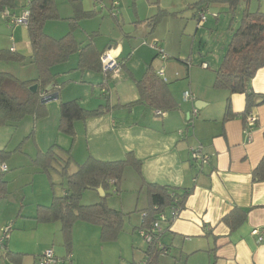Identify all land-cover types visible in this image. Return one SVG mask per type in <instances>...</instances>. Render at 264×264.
<instances>
[{
    "label": "crops",
    "instance_id": "1",
    "mask_svg": "<svg viewBox=\"0 0 264 264\" xmlns=\"http://www.w3.org/2000/svg\"><path fill=\"white\" fill-rule=\"evenodd\" d=\"M80 1L85 11L95 12L97 15L96 11L87 7L86 1ZM91 2V5H94L98 1L91 0ZM154 6L159 9L161 3L159 6L157 4ZM154 6L150 7L151 11ZM111 7L113 8L110 9L112 18L109 20L110 25L113 24L123 31L118 41L111 40L107 44L104 43L106 45L104 47L100 43L99 30L90 32L86 28L84 31L88 38L87 43L91 40L88 35L98 33L93 40L97 49L100 52L112 51L118 61L124 63L121 76L116 78L112 74L108 77L100 72L80 71L79 56L71 57L76 65L70 71L75 72L76 76L80 74L77 83L88 81L94 88L98 87L106 101L105 104L97 102L92 108L84 103L81 105L88 111L99 109L102 111L99 116L87 122V127L83 129L85 137L90 140L91 137L105 135L109 146V148L105 146L106 148L100 153H90L89 156L100 161L113 162L123 160L127 154L133 153L142 162L141 175L138 176L142 186L143 182H147L181 190H193L185 209L169 226L163 240L169 248L168 255L174 256L171 264H264V241L259 243L258 236L253 235L255 230L264 234V182L253 183L252 176L264 157V105L253 109L252 116L257 121L247 133V123L241 116L246 107L245 95L230 96L226 91L215 90V75L210 73V64L205 60L201 61V69L195 70L187 64L186 68H183L169 62L172 56H167L165 50L163 51L166 59L162 58L153 48V44L157 43L161 48L163 45H160V41L155 36L152 40L150 37L157 26H153V18L140 20L141 8L136 7V3L132 4V10L137 19H131L127 23L124 18L126 13L124 14L123 10L115 12L117 4ZM25 10L19 14L14 10L11 14L21 17ZM60 17L61 22L70 21V18ZM96 18L98 19V17L92 19L96 20ZM87 20L89 19L81 20L78 29L81 23ZM102 21L105 22V17H102ZM57 22L47 23L45 30L49 35L60 39L70 30L66 25ZM58 24L64 26L63 32L60 31ZM205 25L200 27L197 24V29H203ZM127 26L128 30L124 33V28ZM15 29L18 30L16 35L18 34L20 39H11V45H8L9 51L15 54L23 52L24 54L20 55L29 61L32 57V48L28 29L23 26ZM223 49L225 50V47ZM201 56L204 58L203 54ZM149 65L169 85L179 105L176 110L165 113L162 117H158L155 110L145 105L127 107L139 99L137 81L143 78ZM62 66L60 64L53 68V73L59 78L70 73V71L65 72L66 69H59L58 71L63 72L56 73L57 68H64ZM24 77L23 81L37 79L32 69L26 71ZM182 80L186 81L181 82ZM251 85L255 93L264 95V68L257 72ZM178 86H181V92H178ZM62 90L57 99L59 105L62 103ZM185 93L192 94V100L186 101ZM228 98L236 116L224 120ZM197 103L200 109L196 108ZM195 110L198 111L197 118L194 117ZM60 118L59 116L58 122ZM199 147H202L203 152L209 157L206 165L193 161L191 152ZM4 165L2 164L0 168L2 174L10 170L7 168V171L3 172ZM34 177L43 178L45 181L40 185V197L37 196L36 200L31 202L30 214L19 210L15 217L4 215L5 209L9 208L8 204H10L9 192L5 198H0V238L5 234L9 223L13 228L5 249L0 248V264H14L6 255L9 252L23 255L19 264H37L40 256L48 250H53L60 261L58 264H92L95 254L89 252L91 249L83 243V238L89 237L93 238V242H99V227L82 222L75 224L72 259L67 261L68 253L63 247L61 224H39L35 220L38 206H49L55 192L51 185L49 187L48 178L42 171L39 170ZM148 206L147 196L145 206L140 211L139 227L143 220L142 211ZM24 207L26 205L22 202L21 208ZM234 208L248 211L247 221L236 230H232L224 221ZM141 233L139 230L140 237L148 245ZM77 237L81 238L79 242ZM146 249L147 246L144 248V261ZM100 250L102 251L97 257V264H107L111 249L100 247ZM102 253H104L103 257ZM168 255L161 258L160 264H166L164 257Z\"/></svg>",
    "mask_w": 264,
    "mask_h": 264
},
{
    "label": "trees",
    "instance_id": "2",
    "mask_svg": "<svg viewBox=\"0 0 264 264\" xmlns=\"http://www.w3.org/2000/svg\"><path fill=\"white\" fill-rule=\"evenodd\" d=\"M241 1L201 0L188 8L197 9L195 18L198 22L197 11L209 9V6L204 7L201 5H228L229 13L233 15L228 29L230 40L225 46L222 62L215 71L214 89L226 91L230 96L235 94L245 95L246 107L241 116L247 123V118L252 116L253 109L264 105V95L255 93L251 85L257 72L264 68V9L258 8L255 12H251V0H246L240 25L237 29H234V17ZM72 6L74 17L70 21L76 25L81 20L92 19L96 16L95 12L85 11L80 0H73ZM16 8V0H0V14H3L8 22L10 18H18L11 14ZM26 10L30 12L26 26L32 48V57L27 61V58L20 54L2 50L0 51V61L21 64L29 62L36 67L38 77L36 80L19 81L9 73L0 72V127L17 124L27 116H32L36 120L45 116L47 110L42 104V99L55 92L60 93L62 88L58 84L59 76L53 73V68L66 63L74 55L79 56L78 70L100 72L108 77H110V74L113 75V73L103 70L101 58L106 51L100 52L93 42L98 33L88 35L91 40L87 44H82L77 41L73 33L56 39L44 32L48 22L62 20L55 0H31ZM157 19V17L152 19L153 26L156 25ZM158 54L161 56L159 52ZM119 63L123 71L124 63ZM187 66L189 67V65ZM137 87L140 93L139 99L127 105V107L145 105L155 110L156 113L161 112L158 117H162L165 113L176 110L179 106L169 85L151 65L147 67L143 78L137 81ZM60 110L61 118L58 129L61 133L70 136H75L76 122L97 117L102 112L100 109L95 111L85 110L78 100L62 102ZM235 116L231 100L228 98L224 120H230ZM34 132L33 130L30 138L34 136ZM59 151V147L57 149L56 146H53L46 152H39L34 160L43 169L42 173L48 177L52 189L55 186L51 176L52 169L59 172L65 183L63 195L57 196L54 194L52 203L49 206H38L35 220L39 224H61V233L68 256L72 255L73 230L78 222L99 227L100 240L104 243L117 241L124 230L126 218L130 217L132 213L126 214L123 211L111 208L108 204V198L113 195V190L119 193L128 166H132L138 176L141 175L142 162L133 153L127 154L124 160L113 162L89 158L79 166L77 172L71 174L69 173V166L72 163L70 151L67 152V158H63ZM1 153L6 154V152ZM61 159H63V164L60 163ZM56 162L60 164V170L53 166ZM252 176L253 183L264 182V157L253 171ZM143 188H146L149 206L142 211L143 220L139 230L147 233H151L153 224L160 215L167 214L172 208H177L182 212L186 207L188 198L193 193L192 189L181 190L147 182H143ZM99 189H103L105 193L100 202L82 205L81 198L85 191H98ZM7 195V182L0 177V198H5ZM247 218L248 211L234 208L231 214L224 218V221L232 230H236L247 221ZM170 225L165 224L163 226L164 231L162 234L153 235L152 243L147 245L146 258L143 264H160L161 258L169 254V248L163 240ZM6 255L14 264H19L20 259L23 257V255L11 252Z\"/></svg>",
    "mask_w": 264,
    "mask_h": 264
},
{
    "label": "rangeland",
    "instance_id": "3",
    "mask_svg": "<svg viewBox=\"0 0 264 264\" xmlns=\"http://www.w3.org/2000/svg\"><path fill=\"white\" fill-rule=\"evenodd\" d=\"M30 1L31 0H16L17 8L15 9V13L19 14V12L26 9ZM72 1L73 0H55L59 15L63 18L72 19L74 17V12L72 13V11H74L71 5ZM84 1L87 2L88 8L97 12L95 17H98V19H89L86 22L83 21L79 29L77 27L78 25L72 21H59L62 25H66V27L69 28L70 31H67V34L75 32L74 34L79 42L87 43L88 38L84 31L86 28L89 29L90 32L99 30L100 43H102L104 47L106 46L105 44L109 43L111 40L114 42L118 41L123 31L119 27H114L113 24L110 25L111 22L109 20L112 19L110 9L113 8L111 6L117 4V8L114 11L123 10V13H126L124 18L127 23V21L131 19H137L132 10L133 3H136V7L138 6L141 8L139 9L140 20L146 21L154 17L158 18L156 20V30L152 36H150L151 40L155 36L160 41V45H163L162 48L165 50L166 55L172 56L169 62L176 63V65H180L183 68H186L185 65L187 64L189 67L199 70L201 69V61L205 60L207 64H210V73L215 75L214 71L218 68L219 64H221L220 62H222L224 56L225 51L223 48L227 46L230 40L228 29L233 15L229 13L228 5L225 4L201 5L204 7L209 6L210 15L205 27L198 30V22L194 17L197 9H189L188 6L195 5L201 0H96L98 2L94 5H91V0ZM160 3L161 7L156 9L157 6L155 7L154 5L157 4L159 6ZM151 6L155 7H153L152 11L150 10ZM245 6L246 0H242L237 14L234 17V29H237L240 25ZM258 8L263 10L264 4H261L259 0H251L250 11L255 12ZM12 12H14V10ZM216 14L219 16L217 19L215 18ZM102 17H105L104 23ZM20 26L24 28L27 27L26 25ZM16 27L19 26H10L5 16L0 14V51H9L8 45H11L12 38L20 39L19 35H16L18 31L15 29ZM62 27L64 26L60 25L61 32H63ZM127 28L128 26L124 28V33L128 30ZM44 32L49 35L45 28ZM197 32L198 34L196 35ZM49 36L56 38L51 35ZM151 40L147 41L150 43ZM19 53L22 55L24 54L23 52ZM201 54H203L204 58ZM74 61L75 60L71 59V62L69 60L62 64L64 68H57V72L54 71L59 73L63 72L58 71L59 69H66L67 71L65 72H69L76 65ZM25 68L26 70H24ZM31 69L38 77L36 67L29 62L26 64L8 61L0 62V72L9 73L19 81L25 80L24 73ZM74 74L75 72L70 71L67 76L58 77V84L62 87L61 90L63 89L61 93V101L63 103L78 100L80 105L84 103V105L87 104V106H91L90 108L96 106L97 102L105 104L106 101L104 96L101 95L102 92L99 91L98 87L94 88L88 81L77 83L80 74H77V76ZM183 81L186 80H182L181 82ZM177 89L178 92H181L182 88L178 86ZM44 106L46 107L47 114L38 120L32 116H27L17 124L0 127V168L2 164L10 168L7 173L2 174L0 172V177L6 182H9L8 203L10 204H8L9 208L5 209L4 215L6 216L15 217L19 210H23V213L26 212V214H30L29 210L32 200L35 201L37 196L40 197V185L42 181L45 180H43V178L35 179L34 177L39 170L43 172V169L34 162L39 152H46L51 147L56 146L57 149L59 147L60 155L63 158H67V152L70 151L72 163L69 166V173L72 174L77 172L79 166L84 164L89 158H94L89 156L90 153H100L101 150L106 148L105 146L109 148L105 135H99L94 138L91 137L90 140L85 137L86 134L83 129L85 126L87 127V122L89 120L96 117L88 118L86 121L76 122L75 136H70L61 133L58 129V118L59 116L61 117V110L57 100L44 104ZM33 130L35 131L34 136L30 138V134ZM20 147L21 149L19 150ZM1 152H6V154ZM62 162L63 159H61L60 163L63 164ZM53 166L57 170L61 169L60 164L57 162L54 163ZM51 176L55 185L53 188L55 194L57 196L63 195L65 183L59 172L52 169ZM48 183L50 187V181ZM96 192L98 191H85L81 198L82 205H91L100 202L101 194L99 192V194H97ZM112 192L113 195L108 198L109 206L113 209L123 211L126 214L132 211V214L130 217L126 218L124 230L120 234L119 239L115 242L104 243L100 240L95 243L93 242V238H83V243L91 249L89 252L92 251L95 254L93 255L94 259L92 261L94 262L92 264H97V257H99L98 255L102 251L100 247H108V249H111L110 255L107 257V264H143L144 248H146L147 244L140 237L138 223L141 216L140 211L145 206V198L147 197L146 188H143L135 169L132 166H128L125 170L119 193H116L115 190ZM101 198L103 197L101 196ZM22 202H24L28 208H21ZM23 213H21V216H23ZM11 225L12 224L9 223L6 230L12 228ZM79 239L81 238L77 237L78 242ZM63 247L65 248V246ZM102 254L103 257L104 253ZM164 258L167 261L166 264H171L170 262L173 260L174 256L168 255Z\"/></svg>",
    "mask_w": 264,
    "mask_h": 264
},
{
    "label": "built area",
    "instance_id": "4",
    "mask_svg": "<svg viewBox=\"0 0 264 264\" xmlns=\"http://www.w3.org/2000/svg\"><path fill=\"white\" fill-rule=\"evenodd\" d=\"M262 4H264V0H259ZM210 15L209 9H202L197 11V17H198V25L200 27H203L207 22ZM30 12L25 10L21 17L18 18H10L9 24L10 26H20V25H27L29 20ZM215 18H217V14L215 15ZM153 48L156 49L162 56V58L166 59V55L164 54V51L159 47L157 43L153 44ZM103 70L105 72H111L113 73L114 77L119 78L121 76V65L113 55L112 51H107L101 58ZM163 75V73H161ZM192 94L185 93L184 98L186 101L192 100ZM198 111H194V117L197 118ZM161 115V112H157V116ZM257 119L254 116H250L247 118V133L250 129L254 126ZM192 158L195 162L201 163L203 165H206L209 162V157L203 152L202 147H199L197 149L192 150L191 152ZM2 171L6 172L7 167L4 165L2 167ZM180 211L177 208H172L168 211L166 214H162L159 216L157 221L154 222L151 233L142 232L141 234L146 239L147 243L150 244L153 241V235L162 234L164 231L163 226L165 224H172L175 220H177L180 216ZM10 231L11 228H8L5 231V234L2 238H0V248L5 249L6 242L10 238ZM253 235L258 236L259 243L264 241V234L261 233L259 230L253 231ZM161 245V244H160ZM72 255L67 257V261H71ZM60 261L56 258L54 252L52 250L46 251L42 257L39 258L37 264H58Z\"/></svg>",
    "mask_w": 264,
    "mask_h": 264
},
{
    "label": "water",
    "instance_id": "5",
    "mask_svg": "<svg viewBox=\"0 0 264 264\" xmlns=\"http://www.w3.org/2000/svg\"><path fill=\"white\" fill-rule=\"evenodd\" d=\"M57 99H59V94L58 93H53V94L45 96L42 99V104L44 105V104H47L49 102L55 101ZM196 108L200 109L199 103L196 104ZM98 192L101 194L102 197L105 196V193H104L103 189H99Z\"/></svg>",
    "mask_w": 264,
    "mask_h": 264
}]
</instances>
